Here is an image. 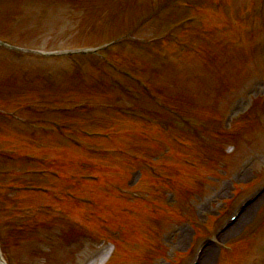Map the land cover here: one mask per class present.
<instances>
[{
	"label": "rangeland",
	"instance_id": "obj_1",
	"mask_svg": "<svg viewBox=\"0 0 264 264\" xmlns=\"http://www.w3.org/2000/svg\"><path fill=\"white\" fill-rule=\"evenodd\" d=\"M41 1L44 4L45 1H49L46 6L51 9L46 11L43 6L37 9L35 4H32L21 9L19 15H9L4 19L1 30L6 34L9 30L13 32L14 40L35 47L57 48L95 44L104 36L114 34V28L110 24L114 12L120 8L124 9L122 14L125 16L117 28H120L118 29L120 31L125 30L128 17L130 14L132 16L135 9L147 11L161 0ZM52 2L58 4L55 6ZM218 11L210 4L203 7L201 14H198L207 19L209 25ZM170 12V17L159 27H166L168 24L171 26L178 19V12L175 9H170ZM223 17L229 18L227 11ZM185 35L183 34L182 38H185ZM193 42V47L200 45L203 49L207 46L203 38L196 41L194 37ZM165 45L168 47L166 43ZM176 53L178 55L177 51ZM259 56L260 60L257 66L255 63L254 71L246 69L237 71L232 69L233 66L230 64L225 69L218 68L225 82L222 89L219 85L209 87L206 83H198L191 78L192 71L204 69L210 58L208 53L199 58L180 55L178 58L181 61L175 62L165 61L162 57L144 58L140 55H137L136 59H130L134 57L129 56L130 58L119 60L126 66H129L130 62L138 63L146 73L149 69L155 68V76L151 83L162 90V94L158 95L166 96V102L171 104L175 111L183 110L182 114L184 113V117L188 119L189 125L186 126L176 116L172 118L171 125L173 130L183 135L187 145L180 148L172 143L162 123L141 124L138 128L140 123L134 122L137 127L133 126L130 129L137 134L126 140L127 146L135 155L133 158L125 161L117 158V154H104L106 157L95 159L93 162L96 165L95 172L102 180L82 179L80 187L76 190L73 188L75 194L68 195L60 203L36 194L32 198L27 196L25 199L27 203L17 206L27 207L33 203L32 217L38 212H43L39 219L42 224L47 223V226L43 227L49 229L45 231L46 242L40 239V232L37 235V232L30 228L33 227L35 219L28 221L27 211L20 208L14 211L16 206L8 207L6 205L11 203H3L0 198V227H3V236L10 244L7 254L10 259L16 264H79L83 260L80 261V256L90 251L89 248L83 251L85 245L92 240L100 241L110 231L109 229L113 228L115 236L113 238L118 239V245L117 252L108 264H184L191 246L197 242L200 235L203 237L213 233L214 219L223 217L230 204L239 196L238 191L244 189L246 191L254 186L253 182L257 178L264 182V108H259L264 105V52ZM221 62L222 58L219 64ZM38 72L39 70L33 69L30 75L25 76L23 73L22 75L28 82L34 84L35 76L41 75ZM234 81L235 87L232 86ZM53 82L47 84L42 78L39 83L44 91L36 96L38 102L48 105V108L54 105L52 102L62 106L64 101L71 100L72 103L81 98V93L70 91L72 87L67 88L66 92H56L55 87L64 89L66 84ZM230 86L232 87L229 90ZM221 90L227 92L221 93ZM115 92L116 89H112L106 96L113 97ZM235 98L237 99L234 101ZM257 100H260V104L259 107L256 106V111L262 125L254 123L256 111L255 109L251 111L252 104L254 105ZM149 107L154 108L155 115H152L154 117L167 120L170 116L157 105ZM54 116L66 123L75 120L74 118L70 121L65 114ZM197 125L207 127L211 132L217 128H224L228 130L230 136L225 140L226 136L208 133L197 138L196 133L190 132V128ZM88 127L86 129H89ZM248 137L252 141H249ZM100 141L94 139L91 142L94 144L91 145L104 147L102 144L104 142ZM63 144L58 152L55 151L59 146L56 147L54 144L52 146L54 150L51 153L47 151L42 156L53 161L55 159L54 166L61 172H73L76 176L88 174V171L80 170L75 164L69 165L70 169H65L67 162L63 160L61 164H56V158H71L73 163L87 160L72 142ZM228 145L234 146L235 150L223 153ZM51 185L56 188L69 186L55 181ZM184 188L197 192L185 198L179 190ZM173 192L176 197L172 199ZM84 197L89 199V203H84L86 205L82 209L83 212L74 213L75 199ZM262 206L264 193L227 234L217 239V244L208 248L205 254L209 258L205 264H237L238 250L233 251L235 254L228 252L235 247L234 242L252 227ZM6 209L13 212H6ZM147 211L152 215L147 214ZM97 216H102L105 220L104 226ZM15 218L20 226L13 228L10 223ZM63 219L68 223L60 224ZM152 221L155 222L153 225ZM153 229L157 236L156 246L151 239ZM228 243L231 246L224 247ZM221 249L222 256L219 255ZM252 256H256L257 264L259 261L264 264V238L252 240V247L246 253V257L250 259Z\"/></svg>",
	"mask_w": 264,
	"mask_h": 264
},
{
	"label": "bare ground",
	"instance_id": "obj_2",
	"mask_svg": "<svg viewBox=\"0 0 264 264\" xmlns=\"http://www.w3.org/2000/svg\"><path fill=\"white\" fill-rule=\"evenodd\" d=\"M208 258H209V257H208V255H206V256H205V258H204V260H203V262H202V264H205V263H207V261H208Z\"/></svg>",
	"mask_w": 264,
	"mask_h": 264
}]
</instances>
